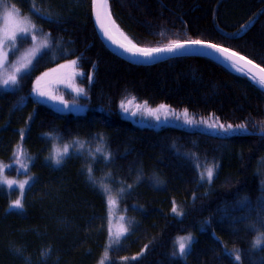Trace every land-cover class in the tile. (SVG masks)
Listing matches in <instances>:
<instances>
[{
  "label": "trees",
  "instance_id": "1",
  "mask_svg": "<svg viewBox=\"0 0 264 264\" xmlns=\"http://www.w3.org/2000/svg\"><path fill=\"white\" fill-rule=\"evenodd\" d=\"M4 1L48 34L56 62L76 60L90 109L58 113L32 97L36 76L55 63L44 57L18 90L0 92V161L15 175L13 163L21 157L28 163L23 177L32 176L22 209L10 208L14 190L0 186V264H99L105 258L107 197L89 183V165L96 185L112 189L127 228L119 243L112 240L105 264H264V244L253 246L264 232V88L210 58L151 67L119 59L96 33L92 0ZM108 5L115 24L139 48L201 40L264 68V0ZM121 103L130 114L141 105L163 104L192 123L141 127L125 117ZM220 124H231L235 134ZM54 139L82 141L84 154L76 151L55 166L48 159ZM97 148L111 153L108 164ZM206 167L214 168L211 183L201 179ZM188 235L193 242L180 257L177 238Z\"/></svg>",
  "mask_w": 264,
  "mask_h": 264
},
{
  "label": "rangeland",
  "instance_id": "2",
  "mask_svg": "<svg viewBox=\"0 0 264 264\" xmlns=\"http://www.w3.org/2000/svg\"><path fill=\"white\" fill-rule=\"evenodd\" d=\"M21 28L27 29L26 40L19 39L24 35V33L20 31ZM13 32H15L17 37L15 48L12 47L13 42L6 39V34L10 37ZM32 35L36 36L35 40H31ZM43 57L46 63L49 61L55 63L36 76L32 88V97L37 102L52 108L58 113H72L77 115L86 114L90 107L86 102L84 92L79 91L81 90V87L78 85L77 81L76 60L71 59L56 62L58 60V53L53 49L48 34L38 33L34 22L29 17L24 16L17 8L8 6L4 0H0V85L3 84L4 80L11 76L17 77V85L11 86V82H9L10 88L5 90L3 87H0V92L18 90L23 80L21 77L27 76L34 68L36 62ZM73 61L76 63L73 64ZM61 65H66L67 67L62 68ZM45 73H48V75L45 76ZM37 81H39V83H37ZM38 89L45 94L42 96L39 95L37 91ZM158 108L159 107L151 108L146 105L138 106L137 110L139 111V114L136 117V123L155 126L164 121L166 124L181 127L184 124L186 125L189 120L186 116H182L177 111L168 107H166L167 111H156ZM149 109H151V111H149ZM127 114H130L129 110ZM79 142L83 144V149H85V143L82 141ZM65 145L70 146V151L72 148H75L76 151L83 150L77 145H74L73 142L67 144L54 139L51 142L50 156L52 155L53 149H59L62 152ZM26 161L27 160L24 159L21 160L20 157V160L17 163H13L14 168H12L15 175H9L8 170L10 167L0 161V186L5 187L8 192L14 190L13 193L15 197L12 200L13 202L21 198V190L16 186L25 181L28 182L25 184L23 190V204L25 203L26 190L32 178L31 175L29 177H23V174L26 173L24 169L28 170V163ZM50 162L55 165L53 161L50 160ZM201 174H204V170ZM9 180L14 181V185L11 187L7 184V181ZM204 180L207 181L206 174ZM112 197L116 202L110 206L108 205L107 222L110 230L109 233H111L113 241H115V238L118 235L119 240L125 236L126 231L122 230H127V228L125 217L121 212L118 200L116 197ZM121 217H123V219H121ZM189 250L190 249H186V253H188ZM47 256H50V254L48 253ZM179 256L184 257L185 255L181 256L179 254Z\"/></svg>",
  "mask_w": 264,
  "mask_h": 264
},
{
  "label": "snow or ice",
  "instance_id": "3",
  "mask_svg": "<svg viewBox=\"0 0 264 264\" xmlns=\"http://www.w3.org/2000/svg\"><path fill=\"white\" fill-rule=\"evenodd\" d=\"M94 3L96 6V12H95L96 21H97L99 28L102 31L103 35L106 36L109 40H111L113 44H117L119 48L123 49L125 52L131 53L134 57H143V58H146L148 61H151L155 58L156 55L161 54V53H171L173 55H175L177 53L183 54V53L190 51V50L196 51L197 46L199 48H203V49H213L217 53L229 52V49H227V48H221V47H218L216 44H212V43H203L201 40H190V41H186V42L174 41L173 43L167 45L164 48H159V47H157V48H139L136 46V44L132 43L130 40L128 41L127 44L120 43L113 38V36L110 32V27H117L118 28V26L115 25V21L112 20V18H111V12H110V9L108 8L107 0H94ZM20 31L22 33H24V35L21 36L19 39L20 40H26L27 39V29L21 28ZM6 39L11 40L13 42L12 47L15 48V42L17 40L15 32H13L10 37L7 36V34H6ZM35 39H36V36L32 35L31 40H35ZM233 57H237L238 60L245 61L247 64H252L251 60H246L244 56L238 55V53H236L235 51H231L227 57H224V59L226 61L232 60ZM72 63L75 64L76 62L73 61ZM235 64H236V61L233 60L232 64H230L229 67H233ZM61 67L63 68V67H67V66L61 65ZM253 67H256V65H253ZM235 70L237 72H241L240 67H236ZM260 71L264 72V68H260ZM242 74L247 75L250 80L258 83V86L264 87V76H261L259 78V80L257 81L256 76L251 73L250 69L247 72H242ZM47 75H48V73H45V76H47ZM23 78L24 77L22 76L21 79H23ZM9 82H11V86L17 85V77L16 76L9 77L8 79L3 81V84L0 85V87H3L5 90H8L10 88ZM37 83H39V81H37ZM37 91H38L39 95H41V96L45 94L43 92H40L39 89ZM79 91L82 92L83 90L81 89ZM120 107H121V109H123L124 112L128 111V109L125 107V105L123 103H121ZM160 110L167 111L166 106L161 104L159 106V108L156 109V111H160ZM149 111H151V109H149ZM132 115L134 116V115H136V113L133 112ZM185 115H187V112H185ZM157 119H159V118H157ZM187 123L191 124L192 121L189 120V121H187ZM208 127L209 128H215L216 126L213 124H209ZM219 128L221 130H223V132H225V133L235 134V132H236V130H233L231 124L227 125V127H225L223 124H220ZM237 129L240 130L242 133L247 131L243 124L238 125ZM259 134L264 136V129H262ZM73 144L77 145L80 149H83V144L81 142L73 141ZM173 147H175V146H173ZM96 152L101 153V155L104 158L105 164L109 163V160L111 159V153H103L101 148H97ZM21 154H23L22 150H21ZM76 154L77 153H76L75 148H72V150L70 151V146L65 145L62 152L59 149H53L52 155L49 156L48 159L53 161L56 166H60L67 159L72 158L73 155H76ZM83 154L84 153L82 151L79 153V155H83ZM89 155H92V154L89 153ZM30 159L34 160L35 158L31 157ZM92 162L93 163L96 162V157L94 155L92 156ZM9 167H11V165H9ZM218 167L219 166L216 165V168H218ZM24 170L27 171V169H24ZM205 174H206L207 181L209 183H211V181L213 179V175H214V168L213 167H206L204 169V174L201 175L202 180L205 178ZM87 177H88L89 183L93 184L94 187H98L101 194L103 196L107 197V204L109 206L116 202L111 195L112 189L110 187H108L107 184L102 182L100 185H96L94 177H93V168L91 165H89L87 168ZM27 183L28 182L25 181L24 183H21V184L16 186L19 190H21L20 191L21 198L15 200L10 205V208H12V209H22L23 208V203H22L23 190L25 188V184H27ZM7 184L11 187L14 185V181L9 180V181H7ZM125 191H126V189L122 186L117 189L118 195H120V196H122ZM241 203H243V202H241ZM172 212L176 213L177 215H181V213L178 211V209L175 206L172 208ZM121 219H123V217H121ZM251 227L255 228V225H252ZM122 231H126V229H123ZM109 232H110V230H109ZM112 240H113V238H112L111 233H110L109 234L110 243L106 246L105 258L101 259L99 264H105V260L107 259L108 249L111 248ZM192 242H193V238L191 235L178 238V240L176 241L177 251L179 252V254L181 256H184L187 254L186 249H190ZM115 243H119V235L115 238ZM261 244H264V232H262L261 235L257 236L256 240L254 241L253 246L259 247ZM233 254L235 256V259L238 261L240 258L239 250H234ZM174 255H175V253H174ZM133 259H135V257H133Z\"/></svg>",
  "mask_w": 264,
  "mask_h": 264
},
{
  "label": "water",
  "instance_id": "4",
  "mask_svg": "<svg viewBox=\"0 0 264 264\" xmlns=\"http://www.w3.org/2000/svg\"><path fill=\"white\" fill-rule=\"evenodd\" d=\"M107 4H108V0H107ZM92 7H93V18H94V23H95V30H96V33H97L100 41L102 42L104 47L111 54H113L114 56L118 57L119 59H121V60H123L129 64H132L135 66L151 67V66H155L157 64L163 63V62H167L169 60H173V59H177V58H187V57H203V58H210L214 61H217L214 59V57H219V58L225 60L224 57H227L230 54V51L225 52V53H217L213 49H203V48H199L197 46L196 51L190 50V51H187L183 54L177 53V54L173 55L171 53H161V54L156 55L155 58L151 61H148L146 58H143V57H134L131 53L125 52L123 49L119 48L117 44H113L111 40H109L106 36L103 35V33L100 30L99 25L96 21V16H95L96 6L94 3V0L92 2ZM233 60L236 61V64L234 66L240 67L241 71L247 72L250 69L251 73L256 76L257 81L259 80V78L261 76H264V72L260 71V68H262V67L258 66L257 64H255L253 62H252V64H247L245 61L238 60L237 57H233L232 60H227V62L232 64ZM253 65H256V67H253ZM135 113L137 115V112H135ZM136 115H134V116L133 115H130V116L126 115V118L130 117L132 119V122L135 123L134 118ZM161 124H164V122L160 123V125ZM145 126L146 125H141V127H145Z\"/></svg>",
  "mask_w": 264,
  "mask_h": 264
},
{
  "label": "bare ground",
  "instance_id": "5",
  "mask_svg": "<svg viewBox=\"0 0 264 264\" xmlns=\"http://www.w3.org/2000/svg\"><path fill=\"white\" fill-rule=\"evenodd\" d=\"M110 32H111L113 38L116 41H118L120 43H124V44H127L128 43V41H129L128 37L125 36L119 28H117V27H110ZM214 59H216L218 62H220L222 65H224L232 73H234L236 75L243 76V74H242L243 71L237 72L235 70V68H236L235 66L229 67V65H230L229 62H227V61H225V60H223V59H221L219 57H214ZM3 189L8 192V190L5 187H3Z\"/></svg>",
  "mask_w": 264,
  "mask_h": 264
}]
</instances>
